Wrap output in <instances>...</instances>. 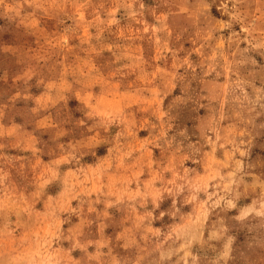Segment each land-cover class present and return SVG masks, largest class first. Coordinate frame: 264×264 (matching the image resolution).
<instances>
[{"label":"rangeland","instance_id":"374dc122","mask_svg":"<svg viewBox=\"0 0 264 264\" xmlns=\"http://www.w3.org/2000/svg\"><path fill=\"white\" fill-rule=\"evenodd\" d=\"M0 264H264V0H0Z\"/></svg>","mask_w":264,"mask_h":264}]
</instances>
